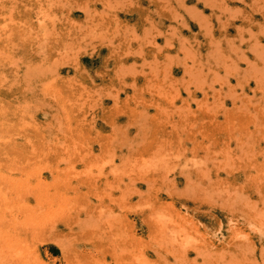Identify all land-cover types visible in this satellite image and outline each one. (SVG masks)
Listing matches in <instances>:
<instances>
[{
	"label": "rangeland",
	"instance_id": "1",
	"mask_svg": "<svg viewBox=\"0 0 264 264\" xmlns=\"http://www.w3.org/2000/svg\"><path fill=\"white\" fill-rule=\"evenodd\" d=\"M0 264H264V0H0Z\"/></svg>",
	"mask_w": 264,
	"mask_h": 264
}]
</instances>
